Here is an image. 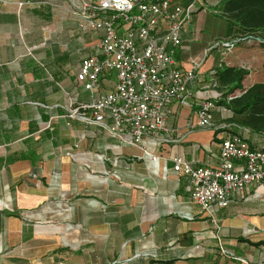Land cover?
<instances>
[{
	"label": "crops",
	"instance_id": "0c3cea01",
	"mask_svg": "<svg viewBox=\"0 0 264 264\" xmlns=\"http://www.w3.org/2000/svg\"><path fill=\"white\" fill-rule=\"evenodd\" d=\"M221 1L189 2L176 58L197 77L167 120L178 140L156 146L148 137L125 144L71 116L92 101L76 75L103 35L75 9L83 0H0V264H264V187L207 214L173 169L175 157L220 163L226 131L197 127L198 110L221 94L217 66L245 67L228 56L225 21L211 9ZM234 48L255 57L244 87L264 82V48ZM231 115L220 105L213 119ZM263 143L250 136L251 148Z\"/></svg>",
	"mask_w": 264,
	"mask_h": 264
},
{
	"label": "built area",
	"instance_id": "2783aa9c",
	"mask_svg": "<svg viewBox=\"0 0 264 264\" xmlns=\"http://www.w3.org/2000/svg\"><path fill=\"white\" fill-rule=\"evenodd\" d=\"M89 28L101 30L96 54L82 60L76 77L91 92L92 101L75 108L71 116L98 124L123 143L140 145L151 138L158 146L174 140L167 120L175 104L188 96V83L195 80V67L182 69L176 54L183 46V31L195 9L177 0H83ZM230 50L234 44L227 42ZM114 73L113 89L103 92L102 82ZM216 99H207L198 110L197 127L224 130L217 166H193L175 157L173 169L190 184V198L205 213L222 208L233 194L259 185L264 187V150L251 148L247 129L213 119ZM144 153L158 160L147 149Z\"/></svg>",
	"mask_w": 264,
	"mask_h": 264
},
{
	"label": "trees",
	"instance_id": "16d2710c",
	"mask_svg": "<svg viewBox=\"0 0 264 264\" xmlns=\"http://www.w3.org/2000/svg\"><path fill=\"white\" fill-rule=\"evenodd\" d=\"M177 1L185 7L196 0ZM211 9L214 16L225 21L224 38L229 43L264 48V0H223ZM261 70L264 74V62ZM213 72L216 88L221 92L215 103L232 112L223 122L232 124L234 133L247 129L252 137L264 138V82L244 87L251 71L236 65L222 63ZM258 149L264 150V143Z\"/></svg>",
	"mask_w": 264,
	"mask_h": 264
},
{
	"label": "rangeland",
	"instance_id": "374dc122",
	"mask_svg": "<svg viewBox=\"0 0 264 264\" xmlns=\"http://www.w3.org/2000/svg\"><path fill=\"white\" fill-rule=\"evenodd\" d=\"M199 1H201V0H199ZM241 51H244V50H242V49L238 50V49H235L234 47H231L230 50H227V52H230V53H228V56H229V58H232V61L236 60V61L242 63L245 67L251 65L252 63L248 62V61L251 59H254L255 57L253 55L247 56L244 54H240ZM261 54H262V52H261ZM262 55H264V54H262Z\"/></svg>",
	"mask_w": 264,
	"mask_h": 264
}]
</instances>
